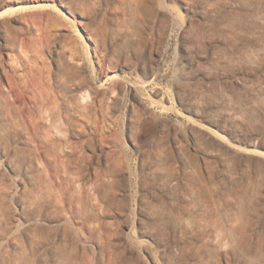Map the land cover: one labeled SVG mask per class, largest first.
Segmentation results:
<instances>
[{"label": "rangeland", "instance_id": "obj_1", "mask_svg": "<svg viewBox=\"0 0 264 264\" xmlns=\"http://www.w3.org/2000/svg\"><path fill=\"white\" fill-rule=\"evenodd\" d=\"M262 4L0 0V264H264Z\"/></svg>", "mask_w": 264, "mask_h": 264}, {"label": "bare ground", "instance_id": "obj_2", "mask_svg": "<svg viewBox=\"0 0 264 264\" xmlns=\"http://www.w3.org/2000/svg\"><path fill=\"white\" fill-rule=\"evenodd\" d=\"M263 5V4H262ZM262 5H258V6H255L257 9H256V12H259V11H262L261 13V15H263V12H264V5L262 6ZM247 11H250L249 9L247 10ZM259 22V21H258ZM189 24V23H188ZM187 24V25H188ZM235 28V27H234ZM193 30V29H192ZM249 51V50H248ZM252 51V50H251ZM254 52V53H253ZM261 55V50H254V51H252V52H246V55H245V57H246V59H252V58H257V57H259ZM197 204H198V207H199V209L202 211V213L203 214H207L208 213V210L206 209V207L202 204V202H200V201H198L197 202Z\"/></svg>", "mask_w": 264, "mask_h": 264}]
</instances>
